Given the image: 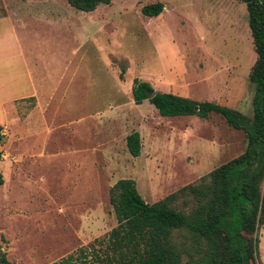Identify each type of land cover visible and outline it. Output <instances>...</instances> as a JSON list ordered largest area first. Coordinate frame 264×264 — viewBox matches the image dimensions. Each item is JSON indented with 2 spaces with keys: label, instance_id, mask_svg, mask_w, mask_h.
Masks as SVG:
<instances>
[{
  "label": "rangeland",
  "instance_id": "rangeland-1",
  "mask_svg": "<svg viewBox=\"0 0 264 264\" xmlns=\"http://www.w3.org/2000/svg\"><path fill=\"white\" fill-rule=\"evenodd\" d=\"M155 2L157 16L140 12ZM29 5L0 0L9 14ZM53 5L0 33V51L28 70L39 106L32 110L31 97L0 107V249L8 264H74L81 252L88 260L116 224L108 189L117 179L131 178L151 203L244 149L242 131L217 113L160 116L147 100L135 104L133 78L251 115L255 53L242 2L111 0L89 12L66 0ZM131 131L140 137L135 157L124 140ZM255 235L249 264H264V225Z\"/></svg>",
  "mask_w": 264,
  "mask_h": 264
},
{
  "label": "trees",
  "instance_id": "trees-1",
  "mask_svg": "<svg viewBox=\"0 0 264 264\" xmlns=\"http://www.w3.org/2000/svg\"><path fill=\"white\" fill-rule=\"evenodd\" d=\"M238 1L246 9L255 53L247 75L252 86L250 116L170 92L154 91L149 97L152 87L137 78L132 79L130 94L135 104L147 100L160 116L206 118L217 113L230 127L242 131L244 149L198 182L180 186L151 203L141 198L131 178L117 179L108 189L116 224L104 248L88 260L81 252L83 260L74 264H249L257 257L255 232L264 225V193L260 191L264 178V0ZM66 2L89 12L111 0ZM161 9L162 4L155 2L142 5L140 12L154 17ZM124 140L127 152L139 155L138 132L131 131ZM0 264H8L1 249Z\"/></svg>",
  "mask_w": 264,
  "mask_h": 264
},
{
  "label": "crops",
  "instance_id": "crops-1",
  "mask_svg": "<svg viewBox=\"0 0 264 264\" xmlns=\"http://www.w3.org/2000/svg\"><path fill=\"white\" fill-rule=\"evenodd\" d=\"M27 1H29L30 5L25 7L26 9H21L23 11L19 10L13 14H9L8 8L6 6L3 7V12L2 10H0V33L8 32L9 34H12L15 32V26H28V20H30V17L32 19H35L38 18L37 16L43 17L46 15V13L49 14L50 10L57 11V8L53 5V3H55L57 0ZM0 38L2 39L1 36ZM11 43L5 44L2 49L4 50L6 47L9 48ZM14 44L17 46V48H19L18 43ZM0 54L5 57L4 60L0 57V60H3L2 62H0V107L2 106V104H4L5 101L32 97L35 100V106L32 110H38L39 106L37 102V90L33 83H31L30 81H26V79H29L30 74L25 68V65L23 66L25 68V70L23 71L21 70L19 65H13L10 55H6L1 51Z\"/></svg>",
  "mask_w": 264,
  "mask_h": 264
},
{
  "label": "water",
  "instance_id": "water-1",
  "mask_svg": "<svg viewBox=\"0 0 264 264\" xmlns=\"http://www.w3.org/2000/svg\"><path fill=\"white\" fill-rule=\"evenodd\" d=\"M154 94V91L148 93V96L151 97Z\"/></svg>",
  "mask_w": 264,
  "mask_h": 264
}]
</instances>
